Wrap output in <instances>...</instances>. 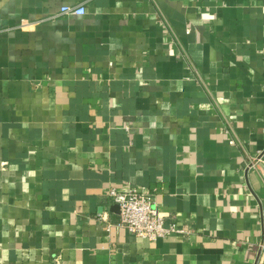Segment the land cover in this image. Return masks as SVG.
Wrapping results in <instances>:
<instances>
[{
    "label": "crops",
    "instance_id": "0c3cea01",
    "mask_svg": "<svg viewBox=\"0 0 264 264\" xmlns=\"http://www.w3.org/2000/svg\"><path fill=\"white\" fill-rule=\"evenodd\" d=\"M259 157L264 0H0V264H264Z\"/></svg>",
    "mask_w": 264,
    "mask_h": 264
},
{
    "label": "built area",
    "instance_id": "2783aa9c",
    "mask_svg": "<svg viewBox=\"0 0 264 264\" xmlns=\"http://www.w3.org/2000/svg\"><path fill=\"white\" fill-rule=\"evenodd\" d=\"M84 4L77 6H65L60 10L61 15H84ZM257 162L264 165V160L259 157ZM114 204L119 207V227L126 228L131 234L151 242L166 238L172 234H186V227H178L175 224H167L164 217L159 214L156 201L151 195L129 188L119 192L115 188L109 191ZM260 249L264 252V241L260 243Z\"/></svg>",
    "mask_w": 264,
    "mask_h": 264
},
{
    "label": "water",
    "instance_id": "95a60500",
    "mask_svg": "<svg viewBox=\"0 0 264 264\" xmlns=\"http://www.w3.org/2000/svg\"><path fill=\"white\" fill-rule=\"evenodd\" d=\"M114 208H115V209L117 208V209L119 210V207H118V205H116Z\"/></svg>",
    "mask_w": 264,
    "mask_h": 264
}]
</instances>
